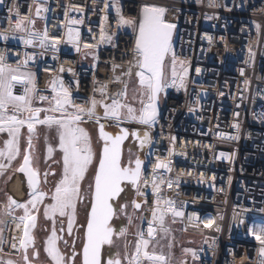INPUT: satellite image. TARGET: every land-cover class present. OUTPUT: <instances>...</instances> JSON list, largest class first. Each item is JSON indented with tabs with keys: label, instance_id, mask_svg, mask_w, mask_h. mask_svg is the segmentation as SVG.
<instances>
[{
	"label": "built area",
	"instance_id": "built-area-1",
	"mask_svg": "<svg viewBox=\"0 0 264 264\" xmlns=\"http://www.w3.org/2000/svg\"><path fill=\"white\" fill-rule=\"evenodd\" d=\"M36 2H0V37L7 36L0 63L10 68L23 63ZM128 6L163 8L176 19L163 81L169 86L148 126L137 195L143 188L168 194L183 213L170 216L185 234L211 241L201 264H262L253 229L264 225V0H46L41 33L61 44L71 28L80 54L100 53L109 37L116 40ZM17 13L31 21L23 32L15 30ZM83 62L62 54L39 61L38 73L58 82L54 103L62 83L71 107L91 106L97 70ZM19 78L12 91L23 95L28 79ZM160 162L171 170L154 171Z\"/></svg>",
	"mask_w": 264,
	"mask_h": 264
},
{
	"label": "snow or ice",
	"instance_id": "snow-or-ice-1",
	"mask_svg": "<svg viewBox=\"0 0 264 264\" xmlns=\"http://www.w3.org/2000/svg\"><path fill=\"white\" fill-rule=\"evenodd\" d=\"M2 2V0H0ZM12 11V10H10ZM42 11L40 6H37V15ZM165 9L157 8L152 6H144L142 8L141 17L138 25V34L135 40V56L136 64L135 67L138 69L136 75L139 78V85L141 87V97H147V103L141 99V104L143 105L140 110V115L137 118L134 115L135 110L126 105L122 104L118 99L113 98L110 105H104L102 101H97L95 99L90 100V107L85 109L80 105H75L74 112H67L66 106L71 105L72 101L70 99V94L67 89H65L60 84V89L55 97V106L51 109H44L43 111L60 112L61 118L57 119L55 117L45 116L43 120L36 119V114L41 111V109H32L30 107L29 96L32 92V88H25V93L22 96H16L13 94L14 83H19L20 78L14 73L17 69L10 68L3 63H0V132L7 131L10 137L9 140L5 141L4 149H0V157H6L9 162L15 159L19 153V132L20 128L27 124L29 133L34 130V122L40 124H46L51 126L56 124L59 129V148L63 153V179H61L55 189V193L52 196L54 203L49 207L45 208V216L49 215V208L52 213L58 212L61 216L66 214V210H71L67 212L68 214V227L71 231L74 216L76 202L79 195V181L83 178L87 167L93 161V153L91 149L90 138L83 128L78 125L82 121V116L87 115L89 119L94 116L96 105L99 103L105 109V119L116 118L117 121L120 120V109L127 108L128 118L136 120L137 122L150 125L155 121L157 115L156 102L158 93L165 87L169 85L163 82V61L165 56L168 54L171 48V37L172 30L175 25L166 23L163 19V13ZM119 13V10H118ZM18 16V13H17ZM31 23L27 17H19L15 23L16 31H25L23 25L25 23ZM71 23H80V21H71ZM119 24L135 26V22L131 19H125L122 16L119 19ZM28 35L31 37L25 39V44H32L34 39H39L41 46H44L45 41L48 39L47 31L41 36L39 33L29 32ZM78 36V34H77ZM0 38L7 39L4 35ZM67 39L69 43L74 40L73 30L68 29ZM55 47V43L53 44ZM79 50V49H78ZM175 56L173 55V77L176 76L175 71ZM0 61H3V57L0 56ZM27 61H25L26 63ZM63 70V69H61ZM130 75V72L127 73ZM119 79L118 77L116 78ZM181 77V81H182ZM28 83H31L29 78ZM57 81L54 80L53 92H57ZM175 84V80H173ZM106 86H102L100 92L103 94ZM126 86L123 92H119L116 96H125ZM41 100L46 99V97H40ZM12 105L14 112H32L33 115L28 117L27 120L20 119L16 114L11 116L7 115L8 106ZM99 118H97V122ZM121 135H116L115 137L109 135L104 131V125H100V137L105 140V146L102 149V154L99 158L98 168L94 176V186L95 192L93 199L91 201V208L88 214L86 222V232L85 240L82 248V264H120L118 259H114L111 256L105 261L103 258L102 246L105 244H111L110 237L112 236L114 229L110 226L109 221L113 216V205L109 203L114 197L119 195L123 188L121 187L122 181L130 182L134 187L137 185L141 176V164L140 159L135 160V168L125 167L121 164V142L126 138L127 132L121 129ZM137 135V133H133ZM110 142V143H107ZM148 142V134L144 133V140L141 142V146ZM29 148L31 145V136L28 141ZM51 151V149H49ZM132 161H129L131 164ZM30 155L27 150L23 157V163L18 169V171L25 173L28 177V187L32 192L30 195L33 199L27 201V204L32 205L33 208L36 207L37 201L43 198V193L36 196V172L30 168ZM5 167V165L0 164V168ZM157 168H166L168 165L164 162L157 163L154 166V171ZM169 171L171 169H168ZM155 181V178H153ZM172 182L169 181V187H171ZM154 190L155 188L154 182ZM142 194V193H138ZM160 201H157L159 204ZM169 205V211H172L173 215L181 216L182 212L175 211L171 207L173 201H165ZM135 208H139V204L133 202ZM12 206L23 208L25 210V216L28 214V208L26 204H18L16 201L9 197V208ZM125 206H121V211H123ZM10 214V213H9ZM153 220L157 219V210L153 209L152 212ZM25 217H20L21 221H24ZM28 219L33 220L35 217H28ZM161 224L163 223V213L159 216ZM152 221H149L151 224ZM19 227V225H17ZM208 226V225H206ZM126 229H121L120 234H124ZM253 231L259 233L256 235V239L259 241L261 247L259 249V254L264 258V225L257 226ZM153 229L149 227L148 234L151 236ZM140 239L136 245V251L132 255L129 264H140L141 257L148 261L153 262V264H165V257L162 255H157L155 253H149L143 249L147 248L148 241L143 239V233H140ZM57 236L55 231L49 236L46 241L45 251L54 261V264H63L64 257L60 254L57 245ZM2 243V241H0ZM32 243L31 237L28 232V225L24 228V238L20 240V247L27 249L28 245ZM16 245L13 244V248ZM190 251V250H185ZM35 255V253H34ZM195 255V254H193ZM127 259V256L125 257ZM72 260L73 258H69ZM25 264H28L27 255L24 256ZM4 264H13L12 261L4 262ZM264 264V260H262Z\"/></svg>",
	"mask_w": 264,
	"mask_h": 264
},
{
	"label": "rangeland",
	"instance_id": "rangeland-1",
	"mask_svg": "<svg viewBox=\"0 0 264 264\" xmlns=\"http://www.w3.org/2000/svg\"><path fill=\"white\" fill-rule=\"evenodd\" d=\"M38 23V28L36 30V33H39L42 36V26L40 23V20H35L33 25ZM122 26V25H121ZM119 34L115 40L113 36L108 38L107 44L110 42L113 43V40L116 41V44L118 43V38L120 36ZM31 32H33L31 30ZM54 43H50L45 41L44 46H41L40 40L34 39L33 43L31 44V49L25 53V57L23 60V63L13 69H17V72L14 73L15 75L19 77H25L29 80L31 79V83H28L26 87L32 88V92L29 96L30 99V107L32 109H41V119L43 120L45 116L55 117L57 119L61 118L60 112H52V111H43L44 109H51L55 106L54 103V95H52V89H53V78L45 75H41L38 73V65L39 61L44 60H51L54 59L57 55L62 54V56L65 57L66 60L74 61L75 59L80 58V60L84 61L83 63L86 65H90L96 68L97 75L92 85V94H94L96 91L100 92V89L102 86L105 87L104 95L109 96V94L112 92L115 94L113 98L118 99L122 104H125L126 101L129 103L126 104L130 107H132L135 112L134 115L138 118L140 115V111L137 108L139 105L141 106V99L144 100V103L147 102V97H141V87L139 85V82L133 78H131L128 74L127 76L122 75L121 76H114L108 73V66L109 63L114 60V57L110 51H108V45L105 48V50L100 51H88L84 50L80 54V50L78 45L76 44L75 40H73L72 43L68 42L67 36L64 42L61 44L55 43V47H53ZM83 55V56H82ZM112 56V57H111ZM25 61H27L25 63ZM133 65H135V62H133ZM119 78L118 80L116 78ZM170 78V73L168 69H165L164 72V80H167ZM126 86V95L125 96H116L117 93L123 92L125 90ZM25 93V91H24ZM23 93V95H24ZM14 94V93H13ZM16 95V94H14ZM111 95V94H110ZM16 96H22V95H16ZM40 97H46V99L41 100ZM51 97V98H50ZM49 98L51 100H49ZM42 102L39 104V102ZM67 112H74L75 108L71 107L70 105L66 106ZM29 113L28 111L15 113L12 105L8 106L7 109V115L11 116L13 114H16L18 118L24 119V116ZM125 113H127V108H121L120 109V117H124ZM100 120H115L116 118H107L105 119V116L100 118ZM83 122L79 123V127L83 128L84 131L87 133L88 137L90 138L91 143V149L93 153V161L92 163L87 167L86 172L84 173L83 178L79 181V195L83 196L85 190L89 185H91L96 166L99 160V151L100 147L97 146L95 143L94 133L90 132L89 129V122H97L96 117H92L91 119H82ZM120 121V120H119ZM42 132L45 139V148L44 150V159L45 162L48 160H52L54 158H58L60 166H61V175L58 180V183L61 179H63V153L59 148V132L60 129L56 124H52L51 126H48L46 124H40L38 125V132ZM25 136L24 133V127L22 126L20 128L19 132V153L16 156L15 159L11 160V162L8 161L6 157H0V164L5 165V167L0 168V192L2 190V184L4 182V179L11 174V171L15 166H17V163L19 162L20 156L23 152V137ZM10 137L8 135L7 131L0 132V149H4L5 147V141L9 140ZM51 149V151H49ZM58 163V164H59ZM58 185V184H57ZM137 198L140 200L139 208H130L129 211V218L123 223V229H126V231L123 234V238L121 241L119 240L120 247L117 249V253L119 256L124 255L127 256V259L125 258V261L123 264H129V261L132 257V255L136 251V245L140 239V233H143V239L148 241L147 248L143 249L144 251H147L149 253H155L157 255H162L165 257V264H201L202 261H204L205 257L208 255L207 253L212 248L211 241L208 239H203L200 237H191L185 234L184 230L182 229L179 222L173 220L170 216L169 205L164 203L165 201L171 200L168 194L162 197L155 196L153 191H146L144 188L142 191H139ZM79 195L76 202V208H75V216L72 224L73 229L74 226H77L79 224L84 225V222H82L83 218L78 214V212H83V210H80V206L78 203ZM1 196V193H0ZM1 199V198H0ZM160 201L159 204H157V201ZM54 203V201H53ZM52 203V204H53ZM51 204V205H52ZM49 207V206H46ZM45 207V208H46ZM172 207V205H171ZM153 209L157 210V219L153 220ZM71 210H66V214L64 216H61L58 212L52 213L51 209L49 208V213L61 216L62 218H65L67 225L69 223L68 220V214L67 212H70ZM163 213V223L161 224L159 220V216ZM85 221V220H84ZM149 221H152L151 224H149ZM83 227V226H82ZM151 227L153 229V233L151 236L148 234V229ZM69 229V227H68ZM0 264H4V262L12 261L13 264H16L15 254L16 250L10 246L9 240L7 241L3 236L0 235ZM8 243V244H7ZM190 250V251H185ZM195 254V255H193ZM75 264H80V258L78 257L76 259ZM140 264H153V262L148 261L146 259H143L141 257Z\"/></svg>",
	"mask_w": 264,
	"mask_h": 264
},
{
	"label": "flooded vegetation",
	"instance_id": "flooded-vegetation-1",
	"mask_svg": "<svg viewBox=\"0 0 264 264\" xmlns=\"http://www.w3.org/2000/svg\"><path fill=\"white\" fill-rule=\"evenodd\" d=\"M122 27V26H121ZM119 40V38H118ZM108 51L111 52V54L114 57V60H112L111 63H109V70L108 73L114 76H121L125 74L127 76V73H131V78L137 80V71L138 69L133 65V62L136 64V59H131L128 62H122L119 58V51H118V43L116 44V41L113 40V43L108 44ZM112 57V56H111ZM138 81V80H137ZM139 82V81H138ZM111 94V95H110ZM109 94V96H105L101 92L96 91L92 95V99L96 95L100 97L99 101H102L104 105H110L112 103L113 94L112 92ZM129 102L126 101L125 104H128ZM147 103V102H145ZM143 105H139L137 108L139 111L142 109ZM127 118V120H124V118ZM100 122L104 123L105 130L112 135H115L118 133V125L120 124H126L128 126L133 127H143V124L137 122L136 120H132L128 118V114L125 113V116L122 118L120 117V121L115 120H99L98 122L90 121L89 129L90 132L94 133L95 143L97 146L101 148L102 144L100 140L97 137L96 128L99 125ZM130 135L125 142L123 146L122 151V160L121 164L125 167H134L135 160L140 159L143 160V154L147 148L144 147L142 151H139V145L144 138L143 132L139 131L137 132L136 139L133 140L131 132H129ZM39 136L32 141V147H31V157H32V166L35 170L38 171L40 175V186L36 190V196H39L40 193H43V198L38 200V222L36 225V228L34 230V238H35V245L34 249L37 251V254L34 255V252L32 250H29L27 252V257L29 261H32L36 264H54L50 261L48 255L46 254L45 247H46V241L48 240L49 236L52 235L53 231H55V234L57 236L56 245L60 252V254L64 257L63 264H75L76 259L80 258V264H81V249L83 246V234H84V227L87 221V215L89 212V208L91 205V196H92V186H93V180L91 185L87 187L85 190L83 196L79 195V206L80 210L82 209L83 212H78V214L83 218L82 222H84V225H77L74 226L71 231L68 229L67 222L65 218H62L61 216L50 214L46 217L45 216V207L50 206L53 203L52 196L55 193V189L58 184V180L61 175V166L59 163V159L54 158L52 160H48L45 162L44 159V148H45V139L43 133L40 131ZM150 138V136H149ZM139 140V141H138ZM149 142V139H148ZM148 142L146 145H148ZM23 150L25 149V141L23 137ZM100 153V151H99ZM23 156H20L19 162L17 163V166L13 168L12 172L18 167L21 159ZM129 161H132L131 164H129ZM59 163V164H58ZM96 171V170H95ZM11 174L7 176L4 179V182L2 184V190H1V196H0V235L3 236L7 241L9 240L10 246L13 248V244L16 245L14 248L16 250V256H15V263L16 264H24V255L21 253L20 249L18 248V245L16 244L14 237H15V231L13 228L14 221L10 218L9 213L6 208V186L7 183L11 177ZM95 175V174H94ZM94 179V177H93ZM138 188V185H137ZM135 191L131 190V187L129 185L123 186V192L118 197V199L113 202L114 207V216L111 223V227L114 229V237L112 239V242L109 246H106L103 248V258L106 261L110 256L114 259H118L120 261V264H123L125 261V256L117 253V249L120 247L119 240L123 238V234H120V230L123 229V223L129 218V211L130 208H133V202L135 204H138L139 200L137 199V189ZM30 199H33L32 197L24 196L22 198V203L27 204V201ZM30 205V204H28ZM125 206L123 211H121V206ZM85 220V221H84ZM83 226V227H82ZM8 244V243H7ZM73 258L70 260L69 258Z\"/></svg>",
	"mask_w": 264,
	"mask_h": 264
},
{
	"label": "water",
	"instance_id": "water-1",
	"mask_svg": "<svg viewBox=\"0 0 264 264\" xmlns=\"http://www.w3.org/2000/svg\"><path fill=\"white\" fill-rule=\"evenodd\" d=\"M45 2H46V0H37V2H36V7H35V10H34V16H35V20H37V21H39L41 19V17L43 16L44 9H45ZM38 5L42 9V11L39 13V15H37V12H36V9H37ZM142 8L143 7H140V6H128L127 9L125 10L123 18L133 20L135 22V26L122 25V27H121L119 41H118V51H119V58H120V60L122 62H128L131 59H136L135 50H134L135 49V40H136V35L138 34V25H139V20H140V17H141ZM163 19H164V21L166 23H170V24H173V25L176 26L175 15L172 12L165 11L163 13ZM38 26H39L38 23H36L35 25L32 26L33 33H36V30H37ZM174 30H175V27L172 30L171 41H172V38H173V35H174ZM30 49H31V44H26V52L29 51ZM166 58H167V55L164 58L163 67H162L163 81H164V72H165ZM137 80L139 81L138 76H137ZM161 92H162V90H161ZM161 92H159L158 96H157V102H156L157 115L155 117V121H156V119L159 116ZM94 99L99 101L100 97L98 95H96L94 97ZM41 103L42 102L40 101L39 104H41ZM32 115H33L32 112L27 113L24 116V120H27L28 117H30ZM41 115H42V113L40 111L39 113L36 114V119L40 120L41 119ZM94 116L98 117V118H102V117L105 116V109L99 103L96 105ZM124 120H127V118L125 117ZM101 124L104 125L103 122H100L99 125L96 128L97 137H98V139L100 140V142L102 144V146L100 148L99 158H100V155L102 154V149H103V147L105 146V143H106V141L101 139V137H100V125ZM38 125H39V123L34 122V130H33L32 133H29L27 124L23 125L24 133H25L24 141H25L26 147L23 150V156H22V159H21L18 167L12 172L11 177H10L8 183H7V186H6V203H7L6 208H7L8 213H10L9 214L10 218L14 221V224H13V228H14V231H15L14 240H15L16 244L18 245V248L20 249L21 253L24 256L27 255V252L29 250H32L35 253V255L37 254V251L34 249V245H35L34 230H35L37 222H38V204L39 203L37 202L35 208H33L32 205L26 204L27 208H28V214H27V216H25V210L23 208H18V207H15V206H12L11 208H9V197H11V199L16 201L18 204H23L22 203V198L24 196L32 197V195H30V192H32V190H30L29 187H28V177L25 175V173L18 171V169L20 168V166L23 163V157L25 155V151L26 150H27L28 154L30 155V165L29 166L37 174L36 175L37 183H36L35 194H36V190L40 186V175H39L38 171L35 170L33 168V166H32V157H31L32 152H31V148H29V145H28V141H29V137L30 136H31V144H32L33 139H35V138H37L39 136V134H38L39 133L38 132ZM150 125H144L143 124V127H139L138 128V127L128 126L126 124H120V125H118V133L115 134V135H112L111 133L107 132L105 130V126H104V131L106 133H108L109 135L115 137L116 135H121L122 134L121 133V129L126 130V132H127L126 138L121 142V145H120L121 160H122L123 146H124L125 142L127 141L128 137L130 135L129 132H131L133 140L136 139V135L134 136L133 133H137L139 131L143 132V134L147 133L148 134V139H149L150 131L148 129V126H150ZM143 140H144V138H142L141 141L138 140L140 142V144H138L139 145V151H142V149L147 146L146 145L147 143H144L143 146H141V142ZM107 143H110V142H107ZM98 164H99V160H98V163H97V166H96V170L98 168ZM142 165H143V162L141 164V170H142ZM133 168H135V164H134ZM138 183H139V181H138ZM138 183H137V185H138ZM124 185H129L131 187L132 191H135L136 188H137V185L134 187L128 181H122L121 182V187L123 188ZM94 192H95V186H94V179H93L91 201L93 199ZM122 192L119 195H117L116 197H114L111 201H109V203L112 204L113 202H115L118 199V197L122 194ZM90 208H91V205H90ZM90 208H89V212H90ZM89 212H88V214H89ZM113 216H114V207H113ZM113 216H112V218L109 221L110 226H111V223H112V220H113ZM20 217H25L24 221H21ZM28 217H35V219L33 221V220L28 219ZM87 218H88V215H87ZM17 225H19V227ZM25 225H28L29 236L31 237V240H32V243L28 245L26 250L24 248L20 247V240L24 238ZM85 232H86V224H85V227H84V234H83V239L84 240H85ZM113 237H114V232H113L112 236L110 237L111 241H112ZM109 245L110 244L103 245L102 246V251H103L104 247L109 246ZM82 248H83V246H82ZM23 261H24V264H25V260L24 259H23ZM28 264H36V263L28 260ZM81 264H82V249H81Z\"/></svg>",
	"mask_w": 264,
	"mask_h": 264
},
{
	"label": "crops",
	"instance_id": "crops-1",
	"mask_svg": "<svg viewBox=\"0 0 264 264\" xmlns=\"http://www.w3.org/2000/svg\"><path fill=\"white\" fill-rule=\"evenodd\" d=\"M46 248V247H45ZM46 254L48 255V253L46 252ZM48 257H49V259H50V261L52 262V263H54V261L51 259V257L48 255Z\"/></svg>",
	"mask_w": 264,
	"mask_h": 264
},
{
	"label": "bare ground",
	"instance_id": "bare-ground-1",
	"mask_svg": "<svg viewBox=\"0 0 264 264\" xmlns=\"http://www.w3.org/2000/svg\"><path fill=\"white\" fill-rule=\"evenodd\" d=\"M142 171V170H141Z\"/></svg>",
	"mask_w": 264,
	"mask_h": 264
}]
</instances>
